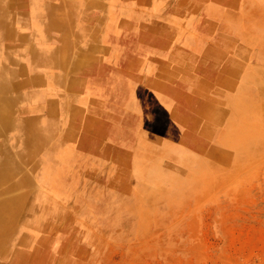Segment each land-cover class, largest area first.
Instances as JSON below:
<instances>
[{
  "label": "rangeland",
  "instance_id": "rangeland-1",
  "mask_svg": "<svg viewBox=\"0 0 264 264\" xmlns=\"http://www.w3.org/2000/svg\"><path fill=\"white\" fill-rule=\"evenodd\" d=\"M263 45L264 0H0V264H264Z\"/></svg>",
  "mask_w": 264,
  "mask_h": 264
},
{
  "label": "bare ground",
  "instance_id": "bare-ground-1",
  "mask_svg": "<svg viewBox=\"0 0 264 264\" xmlns=\"http://www.w3.org/2000/svg\"><path fill=\"white\" fill-rule=\"evenodd\" d=\"M34 7V6H33ZM247 43H249V44H252V43H254V44H256V45H259V44H261L260 42H258L255 38H252V37H249V39L247 40ZM264 46V45H263ZM261 51H264L263 50V48H262V50ZM1 54H3V53H1ZM0 54V55H1ZM1 111V110H0Z\"/></svg>",
  "mask_w": 264,
  "mask_h": 264
}]
</instances>
